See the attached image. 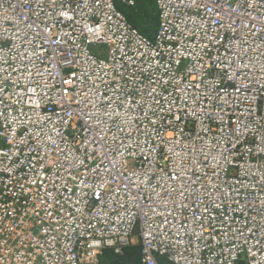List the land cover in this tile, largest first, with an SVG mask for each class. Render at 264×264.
I'll list each match as a JSON object with an SVG mask.
<instances>
[{
	"label": "built area",
	"instance_id": "1",
	"mask_svg": "<svg viewBox=\"0 0 264 264\" xmlns=\"http://www.w3.org/2000/svg\"><path fill=\"white\" fill-rule=\"evenodd\" d=\"M154 2L0 0V264H264V0Z\"/></svg>",
	"mask_w": 264,
	"mask_h": 264
},
{
	"label": "rangeland",
	"instance_id": "2",
	"mask_svg": "<svg viewBox=\"0 0 264 264\" xmlns=\"http://www.w3.org/2000/svg\"><path fill=\"white\" fill-rule=\"evenodd\" d=\"M118 7L127 18L147 36H153L158 26V13L154 0H135L134 5L127 4L124 0H117ZM140 238L138 229L131 239V244L120 253L105 249L98 257L96 264H141ZM160 264H172L167 259L159 258Z\"/></svg>",
	"mask_w": 264,
	"mask_h": 264
},
{
	"label": "snow or ice",
	"instance_id": "3",
	"mask_svg": "<svg viewBox=\"0 0 264 264\" xmlns=\"http://www.w3.org/2000/svg\"><path fill=\"white\" fill-rule=\"evenodd\" d=\"M172 179H174V180H179V179H180V175L177 174L176 176H173Z\"/></svg>",
	"mask_w": 264,
	"mask_h": 264
},
{
	"label": "trees",
	"instance_id": "4",
	"mask_svg": "<svg viewBox=\"0 0 264 264\" xmlns=\"http://www.w3.org/2000/svg\"><path fill=\"white\" fill-rule=\"evenodd\" d=\"M157 27H158V26H157ZM156 30H157V29H156ZM155 33H156V31H155ZM155 33H154V34H155ZM143 34H144V33H143ZM153 36H154V35H153ZM153 36H152V37H153ZM149 37H151V36H149ZM125 249H126V248H125ZM125 249H124V250H125ZM140 250H141V249H140ZM112 251H113V250H112ZM159 258H161V257H159ZM159 258H158V261H159ZM163 258H165V257H163ZM165 259H166V258H165ZM140 262H141V259H140ZM170 263H171V262H170Z\"/></svg>",
	"mask_w": 264,
	"mask_h": 264
}]
</instances>
